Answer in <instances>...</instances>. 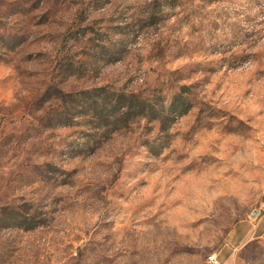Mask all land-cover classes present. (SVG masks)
Here are the masks:
<instances>
[{
  "label": "rangeland",
  "instance_id": "1",
  "mask_svg": "<svg viewBox=\"0 0 264 264\" xmlns=\"http://www.w3.org/2000/svg\"><path fill=\"white\" fill-rule=\"evenodd\" d=\"M264 0H0V264H264Z\"/></svg>",
  "mask_w": 264,
  "mask_h": 264
},
{
  "label": "built area",
  "instance_id": "2",
  "mask_svg": "<svg viewBox=\"0 0 264 264\" xmlns=\"http://www.w3.org/2000/svg\"><path fill=\"white\" fill-rule=\"evenodd\" d=\"M208 264H221V262L216 255H211L208 257Z\"/></svg>",
  "mask_w": 264,
  "mask_h": 264
},
{
  "label": "crops",
  "instance_id": "3",
  "mask_svg": "<svg viewBox=\"0 0 264 264\" xmlns=\"http://www.w3.org/2000/svg\"><path fill=\"white\" fill-rule=\"evenodd\" d=\"M259 225H262V227L264 228V216L259 220V223H258ZM261 238H263L264 239V229L261 231Z\"/></svg>",
  "mask_w": 264,
  "mask_h": 264
}]
</instances>
